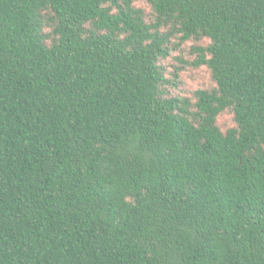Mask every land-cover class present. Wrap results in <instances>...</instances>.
Instances as JSON below:
<instances>
[{
    "label": "trees",
    "instance_id": "16d2710c",
    "mask_svg": "<svg viewBox=\"0 0 264 264\" xmlns=\"http://www.w3.org/2000/svg\"><path fill=\"white\" fill-rule=\"evenodd\" d=\"M139 1L0 0V264H264V0Z\"/></svg>",
    "mask_w": 264,
    "mask_h": 264
},
{
    "label": "rangeland",
    "instance_id": "374dc122",
    "mask_svg": "<svg viewBox=\"0 0 264 264\" xmlns=\"http://www.w3.org/2000/svg\"><path fill=\"white\" fill-rule=\"evenodd\" d=\"M137 3L139 6L144 7L148 13L152 12L150 4L146 0H140ZM207 42L208 41L205 39L201 44H207ZM196 44L197 43L193 40L185 42L181 50H175L164 62L168 68L169 76L173 77L177 70L182 68L179 73V86L177 88L173 87L172 90L183 96H192L195 90L199 88H208L214 85L210 70L207 66L203 65L196 67L190 64L197 60L198 53L193 48ZM219 123L224 129L233 126V114L225 112L221 115Z\"/></svg>",
    "mask_w": 264,
    "mask_h": 264
}]
</instances>
